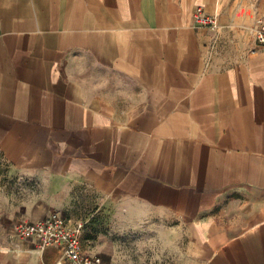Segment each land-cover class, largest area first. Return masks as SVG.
Returning a JSON list of instances; mask_svg holds the SVG:
<instances>
[{"label":"crops","instance_id":"1","mask_svg":"<svg viewBox=\"0 0 264 264\" xmlns=\"http://www.w3.org/2000/svg\"><path fill=\"white\" fill-rule=\"evenodd\" d=\"M197 5L215 28L194 23ZM263 11L0 0V154L27 185L0 211V264L63 258L14 235L52 211L84 222L83 249L105 264L122 263L114 219L168 264H264Z\"/></svg>","mask_w":264,"mask_h":264},{"label":"built area","instance_id":"2","mask_svg":"<svg viewBox=\"0 0 264 264\" xmlns=\"http://www.w3.org/2000/svg\"><path fill=\"white\" fill-rule=\"evenodd\" d=\"M197 25L216 27L214 15L197 5L192 13ZM254 37L259 48L264 50V11L256 19ZM84 222L73 221L57 211L36 221H20L14 226V235L23 240H32L37 248L55 246L62 249L63 258L55 264H105L101 256L84 251L81 238Z\"/></svg>","mask_w":264,"mask_h":264},{"label":"rangeland","instance_id":"3","mask_svg":"<svg viewBox=\"0 0 264 264\" xmlns=\"http://www.w3.org/2000/svg\"><path fill=\"white\" fill-rule=\"evenodd\" d=\"M26 187L24 176L16 173L0 154V211L8 207V199H10V206H16L17 195L21 194L22 197ZM95 229L96 237L103 235L102 223L96 225ZM126 229L119 219H114L112 226L106 229L111 232L117 255L122 259V263L118 261L116 264H168L166 261L158 259V254L155 253L151 245L148 248H142L143 244L138 246L134 240L127 238L130 235L134 238L135 234L133 231L126 233ZM137 256L138 259H136Z\"/></svg>","mask_w":264,"mask_h":264}]
</instances>
